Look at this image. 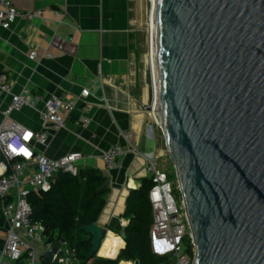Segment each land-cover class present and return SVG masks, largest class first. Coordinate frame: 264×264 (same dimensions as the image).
<instances>
[{
    "label": "water",
    "instance_id": "obj_1",
    "mask_svg": "<svg viewBox=\"0 0 264 264\" xmlns=\"http://www.w3.org/2000/svg\"><path fill=\"white\" fill-rule=\"evenodd\" d=\"M154 54L194 264H264V0H156ZM84 230L90 260L104 237L97 224Z\"/></svg>",
    "mask_w": 264,
    "mask_h": 264
},
{
    "label": "crops",
    "instance_id": "obj_2",
    "mask_svg": "<svg viewBox=\"0 0 264 264\" xmlns=\"http://www.w3.org/2000/svg\"><path fill=\"white\" fill-rule=\"evenodd\" d=\"M11 1L20 12H41L42 16L31 22L18 20L8 30L0 26V75L6 76L14 94L23 89L40 96L65 93L76 101L67 127L48 131L47 143L35 148L53 160L80 153L83 155L80 169H97L110 181L106 206L96 223L104 237L97 257L105 258L99 255L102 246L105 240L116 236L123 243L115 250L118 258L125 248L122 234L128 224L123 217L127 197L147 178L144 160L133 156L128 148L132 145L142 153L153 152L157 158L165 156L159 139L155 137L152 144L145 142L149 116L144 109L147 93L143 87L140 0ZM33 52L36 58L31 57ZM84 89L91 91L87 114L81 110ZM10 99L9 95L0 94V124ZM41 108V105L38 110L23 108L13 112L10 119L28 130L41 132L45 129ZM81 118H87L89 123H80ZM116 145L125 154L120 167L109 170L103 154ZM122 221L126 223L124 227ZM7 231L0 199V252ZM59 244L54 245L64 252L59 264H74V256L69 254L65 243ZM48 248L42 245V264Z\"/></svg>",
    "mask_w": 264,
    "mask_h": 264
},
{
    "label": "built area",
    "instance_id": "obj_3",
    "mask_svg": "<svg viewBox=\"0 0 264 264\" xmlns=\"http://www.w3.org/2000/svg\"><path fill=\"white\" fill-rule=\"evenodd\" d=\"M41 16V12H20L11 0H0V26L3 29H10L18 20L31 22ZM31 57L36 58L37 54L33 52ZM0 94L11 97L10 104L3 112L4 121L0 124V199L2 215L8 222L7 239L0 252V264H7L6 260L10 264L20 260L24 264H42L40 251L42 245H45V228L33 221L29 197L32 192H48L62 172L77 176L83 155L71 153L53 160L39 154L35 146L47 143L48 131L65 129L68 116L77 104L65 93L40 96L23 89L19 94H14L5 75H0ZM90 95L89 89L81 92L83 114L89 112L87 99ZM153 104L154 101L150 105V111L147 110L148 106L144 109L153 117L156 126L161 128L159 115L155 114ZM39 105L42 106L39 112L45 128L41 132L28 130L10 119L15 111L26 107L38 110ZM80 123L88 124L89 120L81 118ZM146 137L154 140L153 126L147 128ZM128 152L144 160L147 178L153 182L148 193L153 212L150 229L153 252L161 257H169V264H194L196 245L182 196L178 204L168 175L157 167L156 153H142L132 145ZM124 154L120 146L111 147L103 154L106 168L118 169ZM177 189L180 193L179 186ZM121 225L124 227L126 223L122 221ZM69 254L74 256V251Z\"/></svg>",
    "mask_w": 264,
    "mask_h": 264
},
{
    "label": "trees",
    "instance_id": "obj_4",
    "mask_svg": "<svg viewBox=\"0 0 264 264\" xmlns=\"http://www.w3.org/2000/svg\"><path fill=\"white\" fill-rule=\"evenodd\" d=\"M108 179L97 169H79L77 176L62 172L48 192H32L29 204L32 219L45 228V245L54 246L64 240L67 251H74V264H169V257L153 252L150 229L153 212L148 193L152 180L144 178L141 187L130 191L123 217L128 220L124 228L125 248L117 259L94 255L86 257L92 249V236L84 228L96 224L106 206L110 188H103ZM60 245V244H59ZM115 257V251L109 258ZM44 264H49L43 259ZM14 264H24L23 260ZM129 264V263H128Z\"/></svg>",
    "mask_w": 264,
    "mask_h": 264
},
{
    "label": "rangeland",
    "instance_id": "obj_5",
    "mask_svg": "<svg viewBox=\"0 0 264 264\" xmlns=\"http://www.w3.org/2000/svg\"><path fill=\"white\" fill-rule=\"evenodd\" d=\"M141 2L142 1H140L138 4L140 5V14H139L140 15V17H139L140 18V21H139L140 22V34L142 36L143 52H144V59H143V65H142V73L144 72L143 87L145 88L146 93H147V97H146V101H145L146 106H150L152 101H153V96H152V92H151L150 83L148 82V79H150V74H149L148 66H147V53H148L147 20L149 18L151 4H150L149 0H143V4L141 6ZM138 4H137V6H138ZM148 116H149L148 127L153 126V131H154L155 137L157 139H159L160 147L163 150V153L165 154V156L157 158V160H156L157 167H158V169L162 170L164 173H166L168 175L169 181L172 184L173 196L179 204L181 195L177 189L178 188V181H177V177H176V173H175L173 163L171 162V159L169 158L168 153H167L166 144H165V140H164L162 130H161V128L156 126V124L154 123L153 117L151 115H148ZM145 142L147 144L155 143V138H154V140L145 139ZM119 246H123V244H121V245H118V244L114 245L113 244L111 246L112 249L110 251V254L105 256V257H109L111 255V252L115 251L116 248ZM120 263H124V262H120Z\"/></svg>",
    "mask_w": 264,
    "mask_h": 264
},
{
    "label": "bare ground",
    "instance_id": "obj_6",
    "mask_svg": "<svg viewBox=\"0 0 264 264\" xmlns=\"http://www.w3.org/2000/svg\"><path fill=\"white\" fill-rule=\"evenodd\" d=\"M141 5L143 0H140ZM151 4L149 18L147 20V32H148V53H147V66L150 74V87L154 101V112H158V99H157V79H156V69H155V54H154V34H155V23H156V0H149ZM152 105V106H153ZM159 122V121H158ZM111 243H118L119 245L123 244L120 239L116 236L108 238L105 240L100 256H107L111 251ZM122 247V246H120ZM106 258V257H105ZM117 258V255L113 258ZM125 264V263H120Z\"/></svg>",
    "mask_w": 264,
    "mask_h": 264
}]
</instances>
